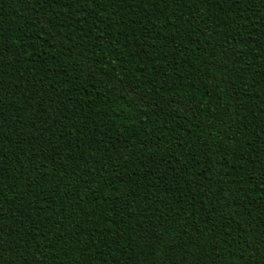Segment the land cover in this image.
Segmentation results:
<instances>
[{
    "label": "trees",
    "instance_id": "16d2710c",
    "mask_svg": "<svg viewBox=\"0 0 264 264\" xmlns=\"http://www.w3.org/2000/svg\"><path fill=\"white\" fill-rule=\"evenodd\" d=\"M0 264H264V0H0Z\"/></svg>",
    "mask_w": 264,
    "mask_h": 264
}]
</instances>
